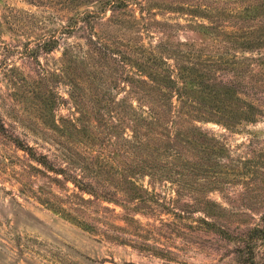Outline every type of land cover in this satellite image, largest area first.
I'll return each instance as SVG.
<instances>
[{"label":"rangeland","instance_id":"1","mask_svg":"<svg viewBox=\"0 0 264 264\" xmlns=\"http://www.w3.org/2000/svg\"><path fill=\"white\" fill-rule=\"evenodd\" d=\"M67 1L0 0V120L6 128L0 130V264H249L243 246L248 230L263 226L264 113L255 124H241L232 132L213 124L202 126L224 149L217 159L222 173L210 179L200 174L177 178L119 173L131 158L117 157L113 121L89 97L70 99L67 79L48 73H59L65 41L50 54L40 53L37 60L29 57L38 39L65 24L71 14ZM200 4H212L216 13L229 16L219 24L220 39L201 40L198 29L182 15L163 13L157 20L179 24L178 29H149L144 44L165 42L179 54L218 60L230 46L227 35H237L234 16L243 4ZM257 35L264 36V31ZM262 40L260 49L230 50L224 58L232 59L237 52L239 58L264 55ZM80 70L76 74L82 81L95 86L101 82L99 69L94 74L90 67ZM239 70L247 83L241 97L264 112V64L245 62ZM43 78L55 80L52 94L59 104L48 111L40 97L24 87ZM11 133L66 173L54 174L32 161L7 139ZM253 259L264 264V243L256 245Z\"/></svg>","mask_w":264,"mask_h":264},{"label":"trees","instance_id":"2","mask_svg":"<svg viewBox=\"0 0 264 264\" xmlns=\"http://www.w3.org/2000/svg\"><path fill=\"white\" fill-rule=\"evenodd\" d=\"M191 1L198 3L189 5L180 0H68L66 5L71 14L65 24L51 32L49 37L38 39L29 56L37 60L40 53L50 54L65 41L58 59L59 73H48L52 77L63 75L61 79H67L70 99L89 97L99 107V112L108 114L114 124L117 157L131 158L130 165L119 170L121 174L126 170L156 177L200 174L210 179L212 174L222 173L217 170V159L222 157L224 149L216 137L202 131V126L213 124L232 132L241 124H255L264 113L253 102L241 97L247 83L244 82V71L239 70L245 62H251V66H263L264 55L239 58L237 52L232 59L224 58L230 50L260 49L264 36L257 34L264 31V0H231L243 4L239 8L241 11L234 16L237 35H227L230 46L223 48L215 62L205 60V56L179 54L165 42L154 46L144 44L145 35L150 36L149 29H156L159 33L178 29L179 24L170 25L164 19L157 20V16L163 13L182 15L193 30L198 29L201 40L220 39L223 33L219 24L227 22L229 16L216 13L212 4H200H207L209 0ZM248 1L255 4H244ZM84 5L96 6L82 8ZM248 23L253 25L247 27ZM217 30L220 34H215ZM72 38L76 40L68 42ZM86 67H90L93 74L100 70L102 78L98 85L82 81L76 74L77 68L85 70ZM229 73L233 78L228 77ZM54 82L43 78L23 86L32 89L31 93L42 100L44 111H48L59 105L52 94ZM252 88L256 92L257 87ZM121 93L125 96L117 98ZM59 100L65 101L61 97ZM104 127L111 131L110 125L104 124ZM0 130H6L1 120ZM7 139L44 169L58 175L66 173L13 133ZM188 154L191 158L184 157ZM128 189H125L126 193H130ZM127 196L131 199L132 194ZM261 222L262 227L256 225L248 230L243 245L247 247L249 257L246 261L249 264H256L254 250L257 244L264 243V214Z\"/></svg>","mask_w":264,"mask_h":264}]
</instances>
